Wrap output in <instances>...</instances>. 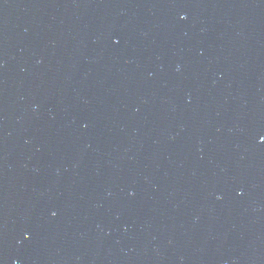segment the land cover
<instances>
[{
    "label": "water",
    "instance_id": "95a60500",
    "mask_svg": "<svg viewBox=\"0 0 264 264\" xmlns=\"http://www.w3.org/2000/svg\"><path fill=\"white\" fill-rule=\"evenodd\" d=\"M0 264H264V0H0Z\"/></svg>",
    "mask_w": 264,
    "mask_h": 264
}]
</instances>
